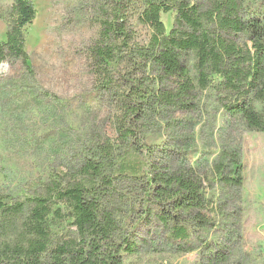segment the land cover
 Here are the masks:
<instances>
[{"label":"trees","instance_id":"1","mask_svg":"<svg viewBox=\"0 0 264 264\" xmlns=\"http://www.w3.org/2000/svg\"><path fill=\"white\" fill-rule=\"evenodd\" d=\"M171 12L167 30L161 17ZM97 14L89 68L105 117L65 123L64 154L23 194L0 185V264H123L138 252L139 229L151 225L176 252L209 251L195 245L196 233L214 228L207 189L240 187L243 168L237 152L224 150L209 171L198 167L196 124L177 115L196 112L210 96L229 117L264 133V0H99ZM35 15L33 0L0 10V63L19 61L30 81L25 44ZM134 23L149 30L147 42L137 40ZM35 88L50 119L57 122L59 105L70 109ZM41 129L60 135L56 123ZM205 258L217 264L224 257Z\"/></svg>","mask_w":264,"mask_h":264},{"label":"rangeland","instance_id":"2","mask_svg":"<svg viewBox=\"0 0 264 264\" xmlns=\"http://www.w3.org/2000/svg\"><path fill=\"white\" fill-rule=\"evenodd\" d=\"M33 3L36 15L27 28L25 49L34 81L26 79L19 61L0 63V185L13 194H23L32 179L41 177L64 154L70 142L68 131L63 132L65 123L81 126L105 117L101 102L93 101L88 55L99 30V0ZM10 4L11 0H0V10H8ZM174 16L173 12L162 15L167 30ZM134 28L137 40L147 42L149 30L136 23ZM4 32L5 22L0 19V40ZM36 84L68 101L69 110L59 105L57 122L48 116L49 106L36 99ZM87 102L92 106L88 112ZM199 105L192 114L177 115L196 124L194 162L209 171L221 161L222 150L237 152L243 183L240 187L210 183L207 194L215 205L207 215L214 228L195 236L196 247L204 243L209 251L202 245L192 252H176L161 229L151 225L139 229L138 239L144 242L138 240V252L126 256L123 264H208L205 256L214 252L224 257L217 264H264V133L229 117L210 96L202 97ZM50 123L57 124L60 134L54 139L41 129Z\"/></svg>","mask_w":264,"mask_h":264}]
</instances>
